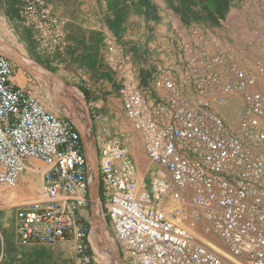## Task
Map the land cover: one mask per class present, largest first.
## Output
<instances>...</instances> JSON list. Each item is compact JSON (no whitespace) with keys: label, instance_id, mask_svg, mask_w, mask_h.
I'll return each mask as SVG.
<instances>
[{"label":"built area","instance_id":"2783aa9c","mask_svg":"<svg viewBox=\"0 0 264 264\" xmlns=\"http://www.w3.org/2000/svg\"><path fill=\"white\" fill-rule=\"evenodd\" d=\"M13 1L34 50L63 55L65 18L47 0ZM190 35L200 48L210 47L183 44L195 101L181 93L170 68L159 77L165 101L150 99L126 48L114 40L105 45L102 58L123 112L153 165L145 182L126 145L116 139L93 145L105 215L132 264H264V16L251 21L242 62L227 58L217 37L200 27ZM13 73L0 52V185L15 188L29 159L48 165L35 197L4 205L14 211V241L69 244L73 264H94L90 221L80 214L88 207L91 220L81 132L34 91L15 85ZM231 95L241 99L234 126L212 107Z\"/></svg>","mask_w":264,"mask_h":264},{"label":"crops","instance_id":"0c3cea01","mask_svg":"<svg viewBox=\"0 0 264 264\" xmlns=\"http://www.w3.org/2000/svg\"><path fill=\"white\" fill-rule=\"evenodd\" d=\"M47 1L50 3L53 12L66 20L65 30L69 44L63 55L54 54L51 57L40 55L34 50L30 33L25 27L22 34L29 39L27 42L19 40L21 32L18 31L17 27H9L8 29L22 45L25 58L43 69L51 65L57 66L54 75L58 78L55 80L59 81L57 82L58 85L54 86L56 83L44 82L32 69L18 59H15L14 62L12 60L14 73L11 81L15 85L34 91L46 104V107L51 99V105L54 107H47L49 110L62 112L58 106L61 101L67 99L60 91L59 84L61 85L60 82L62 81L65 85L73 87L81 93L86 105L85 108H87L90 116L94 117V114L98 113L106 125L114 126L111 114H116L115 117L117 118V114H120L123 109L117 94V86L112 85L115 82L113 81V73L102 58L105 45L111 40L123 45L131 52V64L139 81L138 87L150 99L165 101L166 94L159 82V77L161 71L167 68H170L173 79L187 99L195 101L199 98V94L192 84L187 62L182 56L184 42L196 43L197 41L190 35L189 20L184 16L182 8L176 3L174 4L173 0ZM233 1H229L228 10L230 12L239 10L238 7L241 6L239 11L250 13L242 15V18L245 19L253 18V13L260 7H264V0H240L237 3ZM185 5L187 7V1ZM1 20L7 23L10 21L11 23H21L13 0H0V22ZM227 21L228 16H225L224 20H220L218 23V27L212 26L207 29V32L218 39L222 38L220 33H225L218 28H227L229 25ZM228 29L230 35H233L235 30L233 28ZM222 47L221 49H223ZM3 54L7 55L6 53ZM244 55L245 49H241V45L235 54L232 50L226 51L227 58L240 62H242ZM143 56L152 57V61L151 59L146 60ZM147 61H151L152 64L143 66L142 62L147 63ZM147 67L150 68L149 72L146 70ZM83 70L88 73L94 72L98 79V82L92 87L86 86L84 81L80 80V72ZM147 73L150 74L149 79ZM105 89L107 91L103 94ZM62 114L72 119L68 114L63 112ZM93 127L96 137L104 128L95 125ZM142 152L145 154L144 151ZM34 160H28L26 169L18 179L17 186L22 188L23 194L21 191L17 194L20 195L21 192L24 199H19L15 192H9L0 196L1 204L9 205L12 201L30 200L37 195L43 173L47 171L48 165L43 162L36 164ZM96 193L97 197L100 198L99 183H97ZM80 214L88 219L90 209L88 207L81 208ZM0 227L5 234L11 230L14 233L13 209L0 207ZM1 247L3 248V239H1Z\"/></svg>","mask_w":264,"mask_h":264},{"label":"rangeland","instance_id":"374dc122","mask_svg":"<svg viewBox=\"0 0 264 264\" xmlns=\"http://www.w3.org/2000/svg\"><path fill=\"white\" fill-rule=\"evenodd\" d=\"M173 1H174V4L176 3L179 7L182 8L184 16L189 20L188 27L190 30L192 29V27L198 26L204 32H206L209 36H211L212 34L208 33L207 29H210V27L212 26L218 27L219 26L218 23L220 22V20H224L225 16H228L227 23L229 25L227 26V28L225 29L221 27L218 28L220 31H223L225 34L220 33L222 35V38L220 39L217 38L220 45L223 46L222 50L225 54H226V51L228 52L230 50H232V52H234L235 54L236 50L239 51L240 45H241V49H245L244 39L249 31L252 19L255 17L264 16V7L263 8L260 7V9H257L253 13V18L251 19L249 17L247 19L242 18V15H244V13L245 15L250 14V13L249 12L243 13L242 11H239L241 9V6L238 7L239 10H234L230 12L228 10V5L230 4L229 3L230 0H173ZM186 1L188 2L187 7L185 5ZM239 1L240 0H234L233 2L237 3ZM218 2L221 4V7L217 11L216 7L218 5L217 4ZM22 25H23L22 23H18V22L11 23L10 21L7 23L1 20L0 22V47L1 48L0 50L6 53L7 56L11 60H13V62L15 59H18L19 61H21V63L26 64L44 82L49 83V84L56 83V85L54 86H57L58 85L57 82L59 80L56 81L55 79H58V78L54 75L55 74L54 70L57 69L56 65L55 66L51 65L50 69L45 68L46 69L45 70L42 67H40L38 64L25 58L26 56L23 53L22 45L19 43V40H24L25 42H27L29 39H27V37H25L22 34V31L25 29L24 26ZM9 27H17L18 31L21 32L19 40H17V38H15L12 35V32L8 29ZM228 28H233L235 30L233 35H230V31ZM192 44L197 49L204 48L206 49V51L207 50L209 51L210 49V47L208 46H203L200 48V44L198 42L192 43ZM126 50L131 56V52L127 48ZM237 55L240 56L239 53H237ZM182 56L184 58V61L186 62L183 48H182ZM143 57L146 60L151 59L152 61V57H149V56H143ZM151 61L149 62L147 61V63L142 62L143 66L151 65L152 64ZM149 69L150 68L148 67L146 68L148 72H149ZM151 72H152V68H151ZM146 75L148 76V79H149L150 74L147 73ZM135 78H136V82L138 85L139 81H138L136 73H135ZM80 80L84 81V83L88 87H92L93 85H95V83L98 82V79L95 77L94 72L88 73L84 70L80 72ZM113 81H115L114 74H113ZM60 83L61 85L59 84V87L61 89L60 90L61 94L64 95V97L67 98L68 100L65 99L66 101H61L59 106L58 105L57 106L60 108V111L70 115V117L72 116L71 118L77 124L76 121H78L79 119V112L78 111L76 112V109L74 108V106L76 107V105H73L71 103L72 101H70V98L67 97V93L69 91V88H72L71 92H75L79 94L81 97L82 95L77 89L65 85L62 81ZM114 83L112 85H114L115 87L116 83L115 84ZM101 86L105 87L103 85ZM106 91L107 89L103 91V94ZM49 101L50 102L47 103V107L48 108L51 106L54 107L53 105H51V99ZM82 101H83V98H82ZM240 104H241V99L237 95L236 96L231 95L226 100V103L224 106H218L216 104H213L212 107L218 110V112L222 114V116L225 118L226 122L229 125L234 126L235 125V111L238 109ZM85 107L86 105L84 104V108ZM84 111H85V114L86 113L87 114L84 120L81 121V123L87 121V125H88L87 131L90 134L91 144H92L91 152H90V149H88L89 145H87V142H86L87 140L84 137L85 130H83V128L85 127L82 126V128L80 127L79 128L82 133V137H83V140L86 146V154H87L88 161H89L88 164H90L89 171H90V174L91 173L94 174L95 180H96V166H95L96 160H95V153H94L93 145L97 146L108 139H116L129 148L139 168L140 179H143L145 182H147L150 176L149 175L150 171L152 170V164L149 162L147 156L143 154L142 152L144 150H143V146L141 143V138H140L139 133L135 131L131 122L126 118L124 112L121 111L120 114H117V118L115 117L116 114L112 113L111 114V116L113 117L112 123H114V126H108L105 124V122L102 121L101 118L95 119V117L90 116L87 111V108H85ZM62 112L57 111L56 113H58L59 115H63ZM93 125H95L96 127H99V126L104 127L103 129H101L102 132L97 134L98 135L97 137L94 132ZM104 129H108V130L105 131ZM90 154H92V156H90ZM34 162L36 164L42 163L39 160H34ZM39 188H40V185H39ZM96 189H97V185H96ZM19 191L22 192V188L19 186L15 188H8L3 185H0V196L5 195L9 192H15L17 194ZM21 192L19 193L20 195L17 194V196L19 199H24V197L21 195ZM97 199H98V209H99L100 214L98 216L95 215V210L92 204L91 205L92 216H91V220L89 218L88 220L90 221L91 224L94 220L99 221L101 223L100 233H99L100 245L103 247L106 254L110 256L112 260H114L115 258L117 259V261H115L116 263L118 262L121 264H132L130 258L125 253H123L119 243L115 240L113 228L105 215L104 203H103V199L101 196V192H100V198L97 197ZM1 203H2V199L0 197V207H5ZM0 234H1L0 235V251L1 249L3 250V259L0 261V264H73L72 263L73 252L69 244L57 243L53 246H42V245L30 244L27 246H19L14 241L13 230H11L8 234H5L0 227ZM1 239H3V248L1 247ZM209 239L212 242L216 243L217 245L221 246L220 241L216 237L211 236ZM111 249H113L116 254H112ZM94 264H105V263L102 260H99L95 255Z\"/></svg>","mask_w":264,"mask_h":264},{"label":"bare ground","instance_id":"6f19581e","mask_svg":"<svg viewBox=\"0 0 264 264\" xmlns=\"http://www.w3.org/2000/svg\"><path fill=\"white\" fill-rule=\"evenodd\" d=\"M1 48V47H0ZM4 50V49H3ZM1 51V50H0ZM3 52V51H1ZM4 53V52H3ZM33 71V70H32ZM72 91V88H69V91L67 93V97L70 98V101H72L71 103L73 105H76V107L74 106V108L76 109V112L78 111L79 112V119L77 122V124L75 123L74 120H72L76 126L79 128H83L84 131V137L86 138V142H87V145L88 146V149H90V152H91V147H92V144H91V137H90V134L88 133L87 131V121L86 122H82V120H84V118L86 117V114H85V108H84V103L82 101V97L75 93V92H71ZM74 91V89H73ZM79 93V92H78ZM72 99V100H71ZM68 100V99H67ZM75 111V110H74ZM70 116V115H69ZM72 117V116H71ZM79 128V130H80ZM81 132V131H80ZM82 135V134H81ZM86 148V146H85ZM89 151V150H88ZM87 155V154H86ZM90 156H92V154H90ZM88 158V157H87ZM90 159V158H89ZM93 161V160H92ZM91 161V162H92ZM94 162V161H93ZM89 163V161H88ZM90 165V164H89ZM90 167V166H89ZM94 167V166H93ZM91 170V169H90ZM89 174H90V171H89ZM96 185H97V179L95 180V176L93 173L90 174V192L92 194V204H93V207H94V210H95V215L98 216L100 214L99 212V209H98V199H97V195H96ZM13 202H17V201H12L11 203ZM10 203V204H11ZM91 204V205H92ZM100 222L99 221H93L92 224L90 223V232H89V243L96 255V257L99 259V260H102L105 264H121V263H116L115 261H117V259L115 258L114 260H112L110 258V256H108L105 252V250L103 249V247L100 245V239H99V233H100ZM112 251V254H116L114 252L113 249H111ZM222 251V250H221ZM223 252V251H222Z\"/></svg>","mask_w":264,"mask_h":264},{"label":"trees","instance_id":"16d2710c","mask_svg":"<svg viewBox=\"0 0 264 264\" xmlns=\"http://www.w3.org/2000/svg\"><path fill=\"white\" fill-rule=\"evenodd\" d=\"M218 5H217V7H216V10L218 11L219 10V8L221 7V4L218 2L217 3ZM48 69H50V67H47Z\"/></svg>","mask_w":264,"mask_h":264}]
</instances>
